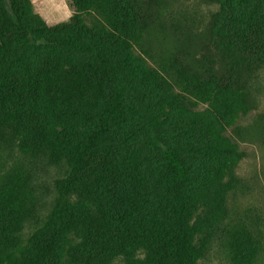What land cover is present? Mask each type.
<instances>
[{
	"label": "trees",
	"instance_id": "1",
	"mask_svg": "<svg viewBox=\"0 0 264 264\" xmlns=\"http://www.w3.org/2000/svg\"><path fill=\"white\" fill-rule=\"evenodd\" d=\"M66 1L50 25L0 0V264H198L243 157L227 132L264 68V0H207L164 72L136 47L170 0ZM234 227L232 263L255 264L259 240Z\"/></svg>",
	"mask_w": 264,
	"mask_h": 264
},
{
	"label": "rangeland",
	"instance_id": "2",
	"mask_svg": "<svg viewBox=\"0 0 264 264\" xmlns=\"http://www.w3.org/2000/svg\"><path fill=\"white\" fill-rule=\"evenodd\" d=\"M32 3L35 13L50 25L69 22L74 15L66 0H32ZM217 10L218 6L207 0H170L166 13L155 18L151 31L145 33L143 45L137 46L136 52L151 67L164 72L161 66L165 63L164 56L174 52L176 42L187 38L189 32L196 35L203 31ZM85 19L89 25H93L97 17L96 14H86ZM193 40V37L189 40L192 45ZM193 52L199 57L202 51L196 48ZM251 91L254 97L251 108L246 114L239 115L227 132L239 145L243 157L234 168L235 184L227 194L226 214L218 225L213 226L216 228L215 235L210 240L206 255L198 264H233L230 242L234 239V226L237 224H246L253 230L260 244L255 264H264V68L252 83ZM176 92L185 95L190 103L196 102L195 96L181 87L177 86ZM196 103L195 108L201 107L198 106L199 101ZM0 154L4 160L12 161L10 157L6 158L5 153L0 151ZM57 174L56 168H48L41 174L42 182L50 184ZM47 198L52 197L47 194ZM34 228V223H27L26 238ZM114 264L124 263L119 258Z\"/></svg>",
	"mask_w": 264,
	"mask_h": 264
}]
</instances>
